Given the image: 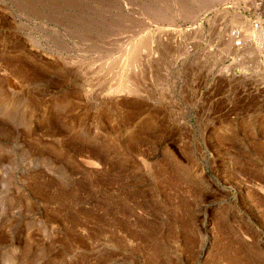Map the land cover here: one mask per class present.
<instances>
[{"label":"rangeland","instance_id":"obj_1","mask_svg":"<svg viewBox=\"0 0 264 264\" xmlns=\"http://www.w3.org/2000/svg\"><path fill=\"white\" fill-rule=\"evenodd\" d=\"M261 27L264 0H0V264H264Z\"/></svg>","mask_w":264,"mask_h":264},{"label":"bare ground","instance_id":"obj_2","mask_svg":"<svg viewBox=\"0 0 264 264\" xmlns=\"http://www.w3.org/2000/svg\"><path fill=\"white\" fill-rule=\"evenodd\" d=\"M257 23V22H256ZM258 26V25H257ZM253 28V27H252ZM251 28V29H252ZM247 31H248V29H246ZM261 31H263V33H261L260 35H261V38H260V40L262 41L263 39H264V28H262L261 27V29H259V33L261 32ZM247 33H252V31L250 32V30H249V32H247ZM251 35V34H250ZM249 35V36H250ZM232 39H234V38H232ZM233 42V41H232ZM131 44H133V43H131ZM233 44V43H232ZM231 45V44H230ZM242 45H243V43H242ZM261 45V44H260ZM262 48H259L257 51H258V53L259 54H261V53H263L264 51L263 50H261ZM231 50H233L232 48H231ZM237 50V49H236ZM234 51V50H233ZM238 51V50H237ZM129 53V52H128ZM130 54H133V52L132 53H130ZM129 54V55H130ZM129 55H128V57H126V59L127 58H130L129 57ZM124 58V57H123ZM132 58V57H131ZM135 58V57H134ZM131 60V59H130ZM135 60V59H134ZM124 61V60H123ZM126 61V60H125ZM112 62V61H111ZM118 62V61H117ZM131 62H132V60H131ZM119 64V63H118ZM117 64V65H118ZM263 66H264V64H263ZM115 75V74H114ZM120 80V79H119ZM263 80V79H262ZM128 81V80H127ZM118 82V81H117ZM260 82V81H259ZM128 83V82H127ZM127 83H122V84H120V87H119V85H118V88H119V91L120 92H130V87H129V85L127 84ZM130 83V82H129ZM132 84V83H131ZM263 85V84H262ZM264 86V85H263ZM258 89V88H257ZM119 93V92H118ZM113 94V93H112ZM131 94H132V92H131ZM262 94V93H261ZM262 96V95H261ZM258 97V96H257ZM263 101V100H262ZM262 136V135H261ZM95 162V161H94ZM260 187H262V186H260ZM264 187V186H263ZM262 189H264V188H262ZM264 198V197H263Z\"/></svg>","mask_w":264,"mask_h":264}]
</instances>
